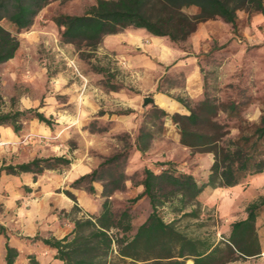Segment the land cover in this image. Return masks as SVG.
I'll list each match as a JSON object with an SVG mask.
<instances>
[{"label": "rangeland", "instance_id": "rangeland-1", "mask_svg": "<svg viewBox=\"0 0 264 264\" xmlns=\"http://www.w3.org/2000/svg\"><path fill=\"white\" fill-rule=\"evenodd\" d=\"M93 3L94 0H48L25 30L18 31L5 18L0 20V25L19 42L14 57L0 64V112L35 108L53 121L50 127L36 119L23 121L21 131L15 133L14 142H0V165L18 164L34 157L61 155L72 160L69 167L45 170L37 176L28 174L15 177L1 174L0 217L4 219L3 227L5 233L9 234L8 237H17L18 231L9 229L16 213L15 208L4 212L1 200L10 198L13 189H17L24 197L30 196L29 198L33 192L32 198L37 197L40 201L51 198L50 205L53 208L52 204L56 202L54 198H63L67 196L65 190H73L69 185L75 178L95 168L104 157L122 150L125 144L133 145L143 114L151 104L169 115L186 114V110L179 107L175 98H181L189 104L200 98L205 71L210 93L218 98L234 96L235 87H239L240 97L249 102L242 114L245 119L257 122L263 108L262 14L237 11L234 31H231L230 25L220 20L208 21V29L218 38L210 48L197 55L202 80L201 93L196 96L195 84H192L190 95L186 88V74L182 70H175L173 74L177 85L162 92L176 102L178 108L173 109L155 102L144 105V97L149 96L154 100L157 93L161 92L146 85L151 80L130 77L126 69L117 64L114 52L105 50L101 44L92 50L84 44L77 48L72 43L59 40L60 29L52 18L60 13L80 14ZM225 36L227 37L224 38ZM210 50L213 53L206 58ZM207 59L209 63H204ZM154 64L157 72L162 73L163 66L158 62ZM176 125L166 116L163 133L152 139L145 152L141 153L132 146L125 164V174L128 177L125 188L115 191L109 197L114 212L129 209L133 227L142 223L150 212L146 197L130 202L140 191L138 182L141 180L143 167L158 172L157 163L170 160L176 164L178 171L189 172L200 181L205 180L208 175L213 155L191 153L189 148L181 145ZM22 182H27L28 185H23ZM93 186L95 191L92 194L78 189L88 198L76 199V209H73L74 204L69 210L58 207L62 206L61 202L52 209L51 214L56 216L62 232L68 230L69 224L73 225V219L96 214L100 210L104 200L102 184L94 182ZM223 192L221 189L206 188L196 200L199 217L180 218L177 222L180 230L189 237L215 242L225 237L228 223L223 212ZM20 201L21 199L16 201L18 207L21 206ZM31 208L29 204L23 207L25 211H31ZM190 208L188 206L186 210ZM159 212L165 221L175 217L169 205L160 208ZM49 233L50 230L47 231V238H55ZM38 237L42 238L40 235ZM191 263V260L186 261V264ZM226 264H264V255L238 257Z\"/></svg>", "mask_w": 264, "mask_h": 264}, {"label": "trees", "instance_id": "trees-1", "mask_svg": "<svg viewBox=\"0 0 264 264\" xmlns=\"http://www.w3.org/2000/svg\"><path fill=\"white\" fill-rule=\"evenodd\" d=\"M47 1L0 0V20L5 18L18 31L25 30ZM239 10L264 17V0H94L84 12L60 13L52 21L60 29L59 40L77 48L84 44L94 50L105 35L133 27L143 28L187 50L186 42L199 23L220 20L234 31ZM18 45L17 38L0 25V64L14 57ZM212 53L210 50L206 58ZM175 70L159 78L157 92L177 85ZM204 75L200 98L192 104L175 98L186 114L169 115L151 104L143 114L133 145L125 144L122 150L104 157L95 168L70 183L71 188L84 189L89 194L95 191L94 182L102 184L104 200L96 214L73 219L71 231L62 238L36 235L31 241L39 240L55 249L54 259L61 264H186L187 260L191 264H226L259 253L254 227L255 203L249 205L246 219L232 223L229 236L216 242L189 237L177 226L182 217H199L196 200L206 188L233 186L249 175L264 172V102L258 121L251 122L242 116L249 102L240 97L239 87H235L234 96L218 98L210 93L206 71ZM166 116L178 125L181 145L191 153H210L213 161L206 179L201 181L189 172L178 171L170 160L158 162V172L143 167L138 182L140 191L130 202L146 197L150 212L142 223L133 227L129 209L114 212L109 197L125 188L128 179L125 164L132 146L145 152L152 139L163 133ZM29 119L49 127L53 124L51 118L35 108L0 112V126H10L16 134L21 131L22 122ZM71 163L70 158L62 155L34 157L18 164H1L0 176L2 173L37 176L45 170L69 167ZM64 193L75 202L73 209H76L75 196L68 190ZM165 205L175 215L170 221H165L159 212ZM188 206L191 208L187 211ZM0 234L5 238V264H14L18 251L9 244L2 225ZM28 258L29 264H41L33 255Z\"/></svg>", "mask_w": 264, "mask_h": 264}, {"label": "crops", "instance_id": "crops-1", "mask_svg": "<svg viewBox=\"0 0 264 264\" xmlns=\"http://www.w3.org/2000/svg\"><path fill=\"white\" fill-rule=\"evenodd\" d=\"M208 21L212 20H206L197 25L196 30L186 42L187 50L179 49L169 44L164 38L154 36L143 28L133 27L126 28L115 34L105 35L101 45L105 50L114 52L115 59L118 61L117 64H119L120 67L125 68L130 74V77L133 79L139 78L143 80H151L153 83L149 81V84L147 83L146 85L153 86L152 90L154 91L156 90L157 81L164 73L175 69H184L186 72V88L189 89L188 93H191V85L195 84L197 92L196 96H198L201 93L202 80L200 76L201 71L197 63V55L201 51L210 48L213 41L218 38L208 29ZM226 37L227 36L224 38ZM154 62H158L163 66L162 73L157 72ZM138 83L140 84V82ZM157 94L158 95L154 98L155 103L159 105L161 104L163 107L173 109L178 108L176 102L169 96L162 93ZM179 107L182 108L181 105H179ZM15 137L16 135L11 128L0 126V142L12 143L14 142ZM211 163L212 160L210 161L209 167ZM23 175L28 176L26 173L14 176L21 177ZM21 184L28 185L27 182H22ZM211 189H221L224 191L225 206L223 207V212L226 218L225 220L228 223L225 237L229 236L232 223L246 219L249 205L252 203L257 205V208L255 209L256 216L254 227L257 234L259 253L250 257L263 256L264 172L249 175L233 186L216 187ZM70 191L76 199L82 197L85 199L88 198L85 193L81 194V191L78 189ZM10 194V198L1 200V202L4 204V212L6 213L8 210L15 208L16 215L13 216L9 229L13 232L18 231V233L16 238L10 235L8 240L9 244L14 246L18 251V256L15 259L14 264H29L28 256L30 255H33L41 264H61V262L54 259L56 253L55 249L43 244L39 240L31 241L30 238H33L36 235H40L42 238H47L46 235L48 230H50L49 234L53 235L55 238H62L67 235L71 231V224H69L67 231L62 232L60 226H58L56 222V216L51 213L53 212L52 209L60 202L62 206L59 205L58 207L69 210L73 204H75L73 203L74 201L68 196H64L63 198L58 196L57 198H54L56 202L55 204H52V208L50 205L51 198L41 200V202L37 197L32 198L34 196L33 192L31 193V198H29L30 196L24 197L17 189L16 191L13 189ZM17 199H21V206L19 207L16 205ZM27 204L31 205V211H25L23 209ZM0 223L5 227L4 219L2 220L1 217ZM4 244L5 238L0 234V264H5Z\"/></svg>", "mask_w": 264, "mask_h": 264}, {"label": "water", "instance_id": "water-1", "mask_svg": "<svg viewBox=\"0 0 264 264\" xmlns=\"http://www.w3.org/2000/svg\"><path fill=\"white\" fill-rule=\"evenodd\" d=\"M154 102V100H153V98L152 97H149V96H146V97H144V99H143V104L144 105H146V104H148V103H153ZM177 126V125H176ZM178 127V126H177Z\"/></svg>", "mask_w": 264, "mask_h": 264}]
</instances>
